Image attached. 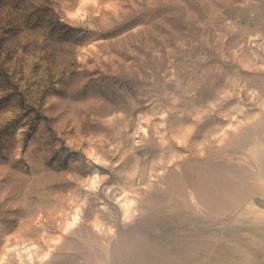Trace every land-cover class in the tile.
<instances>
[{"label":"rangeland","instance_id":"1","mask_svg":"<svg viewBox=\"0 0 264 264\" xmlns=\"http://www.w3.org/2000/svg\"><path fill=\"white\" fill-rule=\"evenodd\" d=\"M44 253L264 264V0H0V262Z\"/></svg>","mask_w":264,"mask_h":264},{"label":"bare ground","instance_id":"2","mask_svg":"<svg viewBox=\"0 0 264 264\" xmlns=\"http://www.w3.org/2000/svg\"><path fill=\"white\" fill-rule=\"evenodd\" d=\"M120 204H121V207H122V211H123V213L124 214H127V216H130V213L132 212V211H134V209H135V207H134V204H135V202H134V200L132 199V198H129V197H127V196H125V197H123L122 199H121V201H120ZM76 218V217H75ZM77 219V218H76ZM33 249V248H32ZM21 250L19 249V250H17V252H16V256H17V258H18V260H24V257L22 256L23 255V253L26 255V256H30L29 257V259H28V261L29 260H33V256H34V254L33 253H36V251L34 250H31L30 248L28 249V251H25V252H20ZM15 252V251H14ZM24 255V256H25ZM46 255V253H44L41 257H40V260L38 261L39 263H34V264H42V261H43V257ZM12 256H15V254L14 255H12ZM28 258V257H27ZM35 259H36V257H35ZM19 261V262H20ZM35 261V260H34ZM23 262V261H22ZM31 262V261H30ZM33 262V261H32ZM0 263H2V264H8V261H7V259L5 260V262L3 261V262H0Z\"/></svg>","mask_w":264,"mask_h":264}]
</instances>
